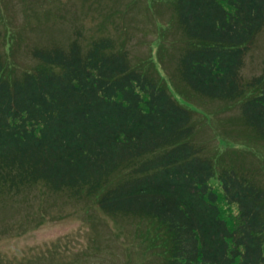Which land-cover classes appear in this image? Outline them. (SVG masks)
I'll return each instance as SVG.
<instances>
[{
	"label": "trees",
	"instance_id": "16d2710c",
	"mask_svg": "<svg viewBox=\"0 0 264 264\" xmlns=\"http://www.w3.org/2000/svg\"><path fill=\"white\" fill-rule=\"evenodd\" d=\"M166 1L180 49L135 62L111 37L76 38L20 71L0 0V202L41 186L154 223L160 264H264V67L243 76L264 0ZM193 93L238 108L247 132L223 151L197 141ZM254 148L258 166L237 151Z\"/></svg>",
	"mask_w": 264,
	"mask_h": 264
},
{
	"label": "rangeland",
	"instance_id": "374dc122",
	"mask_svg": "<svg viewBox=\"0 0 264 264\" xmlns=\"http://www.w3.org/2000/svg\"><path fill=\"white\" fill-rule=\"evenodd\" d=\"M8 8L9 25L21 37L13 50V65L20 71L36 63L33 48L67 46L76 38L87 48L95 38L111 37L115 47L128 49L135 62L152 49L154 56L161 46L181 48L183 35L173 5L166 0H8ZM6 44L9 49L12 41L5 37ZM169 66L174 71L173 62ZM263 67L264 29L246 56L243 76L249 79ZM190 99L198 109L196 140L208 141L212 150H225L236 134L247 132L232 104L194 93ZM237 151L248 164L258 166L255 155H261L256 148ZM153 224L110 216L93 200L33 187L5 205L0 202V264H160L158 247L149 239L160 234Z\"/></svg>",
	"mask_w": 264,
	"mask_h": 264
}]
</instances>
